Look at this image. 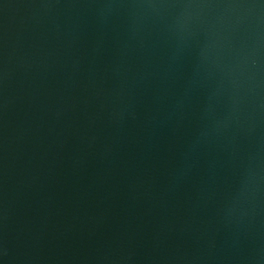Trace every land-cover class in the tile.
Masks as SVG:
<instances>
[{"label":"water","instance_id":"95a60500","mask_svg":"<svg viewBox=\"0 0 264 264\" xmlns=\"http://www.w3.org/2000/svg\"><path fill=\"white\" fill-rule=\"evenodd\" d=\"M0 264H264V0H0Z\"/></svg>","mask_w":264,"mask_h":264}]
</instances>
